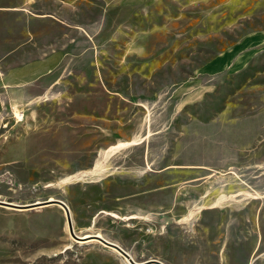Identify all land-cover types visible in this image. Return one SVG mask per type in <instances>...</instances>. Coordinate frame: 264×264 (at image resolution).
Instances as JSON below:
<instances>
[{"label":"rangeland","instance_id":"374dc122","mask_svg":"<svg viewBox=\"0 0 264 264\" xmlns=\"http://www.w3.org/2000/svg\"><path fill=\"white\" fill-rule=\"evenodd\" d=\"M51 198L138 263L264 264V0H0V201ZM0 264L129 263L51 205L0 206Z\"/></svg>","mask_w":264,"mask_h":264},{"label":"water","instance_id":"95a60500","mask_svg":"<svg viewBox=\"0 0 264 264\" xmlns=\"http://www.w3.org/2000/svg\"><path fill=\"white\" fill-rule=\"evenodd\" d=\"M50 205H58V206H61L64 208L65 213H66V217H67V224H68L69 232L75 240H77L79 242H84V241L91 240V239L99 241L100 243L104 244L105 246L117 250L124 258L129 260L131 264H165L164 262L156 260V259L148 260V261H145L143 263H138V262L134 261V259L130 256V254L127 251H125L122 247H120L119 245H117L113 242L106 240L105 238H103L101 236L91 235L92 236L91 239H84L85 238L84 236L76 235V233L74 231V227H73V222H72L70 210L68 209L65 202H63L62 200H59V199H54L52 201L47 200V201H43V202L34 203L32 205H14V204L9 203V202L0 201V206L13 207V208L20 209V210L35 209V208H41V207L50 206Z\"/></svg>","mask_w":264,"mask_h":264},{"label":"bare ground","instance_id":"6f19581e","mask_svg":"<svg viewBox=\"0 0 264 264\" xmlns=\"http://www.w3.org/2000/svg\"><path fill=\"white\" fill-rule=\"evenodd\" d=\"M256 198V197H255ZM52 200H54L53 198H51L50 199V201H52ZM66 204V203H65ZM67 205V207H68V209L70 210V213H71V208H70V206L68 205V204H66ZM51 206V205H50ZM44 207H46V206H44ZM61 207V206H60ZM42 208V207H41ZM63 208V207H62ZM64 209V208H63ZM65 211V210H64ZM71 217H72V215H71ZM134 217L132 216L130 219H133ZM73 222V221H72ZM74 227V226H73ZM75 231V230H74ZM98 236H100V235H98ZM91 235H89V234H87V235H85V238L84 239H91ZM92 240V239H91ZM87 241H90V240H87ZM87 241H84V242H87ZM113 250H115V249H113ZM117 251V250H116ZM118 252V251H117ZM119 253V252H118ZM120 254V253H119ZM121 255V254H120ZM131 256V255H130ZM132 257V256H131ZM133 258V257H132ZM126 259V258H125ZM126 261L129 263V264H131L130 263V261L129 260H127L126 259ZM135 261V260H134Z\"/></svg>","mask_w":264,"mask_h":264},{"label":"crops","instance_id":"0c3cea01","mask_svg":"<svg viewBox=\"0 0 264 264\" xmlns=\"http://www.w3.org/2000/svg\"><path fill=\"white\" fill-rule=\"evenodd\" d=\"M52 206H58V205H52ZM51 207V206H50ZM59 207V206H58ZM206 230H207V234H209V232H210V228H209V226L207 225L206 226ZM107 240V239H106ZM109 241V240H108ZM99 242V241H98ZM102 244V243H101ZM116 244V243H115ZM104 245V244H103ZM118 245V244H117ZM107 247V246H106ZM121 247V246H120ZM110 248V247H109ZM112 250H113V248H111ZM160 261V260H159Z\"/></svg>","mask_w":264,"mask_h":264}]
</instances>
